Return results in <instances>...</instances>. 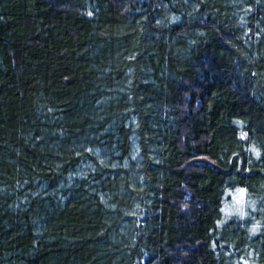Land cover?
Instances as JSON below:
<instances>
[{"label": "trees", "instance_id": "trees-1", "mask_svg": "<svg viewBox=\"0 0 264 264\" xmlns=\"http://www.w3.org/2000/svg\"><path fill=\"white\" fill-rule=\"evenodd\" d=\"M0 264H264V0H0Z\"/></svg>", "mask_w": 264, "mask_h": 264}]
</instances>
